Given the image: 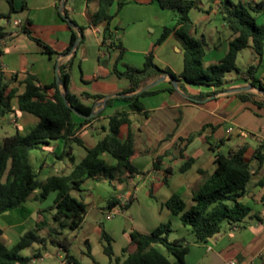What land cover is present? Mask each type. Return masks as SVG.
Returning <instances> with one entry per match:
<instances>
[{
	"label": "crops",
	"instance_id": "obj_1",
	"mask_svg": "<svg viewBox=\"0 0 264 264\" xmlns=\"http://www.w3.org/2000/svg\"><path fill=\"white\" fill-rule=\"evenodd\" d=\"M238 1L241 0L234 2ZM242 1L250 5L253 1L257 8L264 7V0ZM63 2L64 0H0V13L10 14V19L0 17V25L7 31L5 38L0 40V68L6 73L8 79L14 73L19 74L10 87H17L18 93H21L25 88L22 82L25 73L30 72L35 75L37 84L49 85L57 81V66L73 60L71 91L78 95L83 93L105 95L94 103V111L103 110L102 114L79 128L75 134L83 143L92 147L106 135L110 115L116 111L131 110L130 102L123 99L124 96L133 94L124 92L130 87L131 82L127 77L119 76L115 72V65L120 70H124L126 65L142 67L147 55L152 52L154 61L160 67L169 68L174 73L180 74L184 68V46L177 31H184V27L178 25L163 42L156 44L165 26H175L176 11L166 12V9L152 0H127L112 23L125 29L124 34H121L120 30H115V34L120 36L125 48L123 57L118 60L120 48L110 51L102 45L103 25L89 27L91 16L97 9V0H65L64 4ZM219 2L220 0H197V5L190 11L194 26L192 32L196 34L199 27L211 21L212 16L219 14ZM142 6L146 7L145 14H142ZM116 10L117 4H114L112 11ZM15 15L18 17H14ZM69 20L73 21L74 25ZM261 21L264 22V14L261 16ZM137 24L138 26L134 27ZM80 25L86 26L84 40L75 44L71 51L65 52L72 41L73 32L76 31L78 36L82 34L77 27ZM223 26L228 27L224 20ZM24 27H28L33 36L50 45L56 53L52 55L47 53L41 43L23 30ZM148 27H152L155 33L151 37H146ZM230 31L231 34L225 36L219 33L218 38L212 39L211 44L205 42L203 52L205 66L219 63L226 55L229 42L238 36V33L231 29ZM90 45L95 46L93 51L89 49ZM245 49L249 50L248 54H252L250 58L253 63L255 54L251 46L241 50L239 55ZM120 62L123 65L121 68H119ZM245 69H241L236 78L228 79L226 75V90L217 92L200 102L191 100L188 93L196 94L204 89L212 90L214 86L186 84L188 93L179 86H175L174 91H169L168 89L173 85L169 78L153 87L158 89L156 93L141 97L149 115L145 117L142 113H133L131 126L122 124L119 132L121 140L124 141L131 129L135 147L132 161L139 172L133 174L126 172L123 175L126 181L123 182L104 177H87L79 186L73 187L72 194L88 200L87 214H93L97 218L106 216L109 209L100 207L99 199H106L108 206L110 199L119 200L117 205H124L126 201L133 198L130 206L121 208L120 211L123 213L122 220L129 221L128 226L127 224L122 226L121 233L123 236L127 235L128 242L129 232L132 230L149 233L162 222H170L172 225L174 219L177 227L181 226L183 224L181 214L173 213L167 208L165 202L177 193L183 197L187 206H190L194 190L216 169L215 151L211 148L207 136H210L213 142L224 140L219 148L222 152H224L223 146L234 140L237 143L234 148L248 144L247 157L252 155L259 141H264V106H258L237 94L243 91L256 94L259 92L253 88L233 90L251 85V79L244 74ZM255 75L264 84V55ZM58 84L63 89L62 85ZM54 91L55 89L51 88L47 94L52 97ZM108 96L114 99L109 105H103L102 102ZM259 96L264 97V94L261 93ZM81 97L87 104L94 102L90 97ZM13 104L15 110L12 112L16 114L14 121L17 131L26 134L37 125L39 118L19 110L16 98ZM76 120L81 121L79 117ZM203 127H205L203 133L191 142L187 143L180 139ZM95 135L99 136L97 140H94ZM248 138L256 141V146H252L246 140ZM64 146L65 140L56 139L43 147L52 156L49 161L44 160L41 163L42 179L53 174L71 172L74 164L71 161L68 163L66 158H57ZM84 157L78 159L76 156V162ZM101 157L109 166L117 163L116 158L109 152H103ZM157 157H160V160L155 167ZM190 158L194 159L192 165L186 171H181L183 164ZM168 169L171 172H168ZM263 176L264 167L256 170L250 191L241 198L244 203L251 206L252 212L258 218H251L248 222L233 228L225 226L206 243H192L186 264H189V256L192 254L194 263L203 262V256L207 252L217 253L220 257L219 261L214 263L211 254L210 264H227L232 260H237L239 264H264V184H258ZM142 191H145L143 198L139 194ZM53 192L56 194L55 201L57 191ZM53 192L43 200L33 196L11 213L6 212L0 215V228L4 230L3 238H7L8 242L16 241L25 232L23 227L27 224L35 227L42 225V230L47 229L48 223L42 224V221L46 219L43 213L44 211L53 213L54 201L48 202ZM116 227L117 225L111 226L110 235H117ZM209 247H211L210 250ZM31 248L35 249L33 246Z\"/></svg>",
	"mask_w": 264,
	"mask_h": 264
},
{
	"label": "trees",
	"instance_id": "obj_2",
	"mask_svg": "<svg viewBox=\"0 0 264 264\" xmlns=\"http://www.w3.org/2000/svg\"><path fill=\"white\" fill-rule=\"evenodd\" d=\"M152 1H156L164 9H171L177 13L175 26H165L156 44L163 42L172 31L176 30L178 25L184 27V31H177L184 46V68L180 74L174 73L169 68H162L154 61L152 52L147 55L142 67L126 65L124 70H120L115 65V72L119 76L127 77L131 82L130 87L124 92L133 94L123 97L130 102L131 110L116 111L110 115L107 133L95 146H87L75 134L79 128L99 117L103 110L91 118L82 117L75 111L83 115H90L94 110V103L104 98L105 95L91 93L78 95L71 91L73 60L64 62L59 69L61 82L68 89L67 98L70 106L66 104L62 89L57 81L42 86L37 84L35 75L27 72L22 80L25 88L23 92L18 93V88L10 87V84L18 78L19 74L14 73L8 79L6 73L0 68V116H5L15 110L13 100L16 98L19 110L39 118L37 125L28 133L22 134L17 131L0 139V215L20 207L33 196L43 200L51 192L57 191L52 213L56 225L49 228L48 236L29 229L20 236L12 248H8L3 240L4 230L0 228V264H31L36 258L42 257V249L48 238L67 251V257L73 260L70 262L80 264L69 253L71 241L69 237L63 235V231L67 228L74 230L83 223L89 203H86L85 198L72 194L71 190L73 187L79 186L87 177H104L123 182L126 181V178L123 177L126 172H130V174L139 172L132 161L135 152L133 133L130 129L127 139L123 141L119 132L122 124L126 123L129 127L131 126L133 113H142L145 117L149 115L141 97L152 95L158 91L155 88L143 89L151 81L168 73L177 80L178 86L186 93H188L186 84L214 86L215 88L212 90L204 89L196 94L188 93L191 100L203 101L217 92L226 90L227 73L241 72V68L237 65L238 55L241 50L251 46L255 60L244 70V74L251 79V85L264 90V84L255 75L264 55V22L261 24L257 22V17L251 11L250 3L242 0L238 2L220 0L218 12L227 26L233 32L238 33V36L229 42L228 52L219 63L205 66L203 62L204 45L189 33L194 29L190 11L197 5V0ZM126 2L127 0H97V9L92 14L89 24V27L103 25L101 30L102 45L110 51L120 48L118 60L123 57L125 48L120 36L115 34V30H120V27L112 25V23ZM114 4H117L116 11H112ZM1 16L10 19V14L0 13ZM77 27L78 31L82 33L81 41H83L86 26ZM23 30L31 38L41 43L47 53L50 55L56 53L50 45L33 36L28 27H24ZM6 35L7 31L0 25V40ZM78 37V33L74 31L72 41L65 52L71 51ZM51 88L55 89L52 97L47 94ZM175 88L173 84L168 90L174 91ZM139 89L143 90L134 93ZM237 94L243 99L253 101L258 106H264V97H260L256 93L243 91ZM81 96L90 97L94 102L87 104ZM113 99L114 97L107 99V105ZM77 117L81 119L80 122H77ZM204 129L205 127L180 139L187 143L191 142L195 137L200 136ZM56 139L65 140L64 149L60 155H57V158H68L74 164L73 168L70 173L53 174L42 179L40 177L41 168L35 171L31 164V151L43 149L51 140ZM207 140L215 151L217 166L214 172L208 175L205 181L194 190L190 206H187L183 197L177 193H174L165 202L167 208L173 213L181 214L183 225L189 226L194 234L193 240L188 241L186 237L169 239L172 225L170 222H162L149 233H142L138 230L130 231L128 244L122 248L120 256H115L113 238L103 229L101 238L104 242L103 250L109 256L108 264H186L187 254L192 243H206L210 237L220 232L225 226L233 228L248 222L251 218H258L252 212L251 206L244 203L241 198L250 191L255 171L264 167V141H259L252 155L247 157L249 146L246 143L232 148L228 152H222L219 148L224 140L213 142L210 136H207ZM74 142L82 144L87 151L86 156L79 162H76V156L73 153L72 144ZM103 152L111 153L117 160L116 165H107L101 157ZM158 160L160 157L155 160V167L158 166ZM193 161V158L188 159L181 167V171H186ZM167 171L171 172L170 169ZM258 184H264V176ZM132 200L133 198H130L126 201L123 208H128ZM119 202V200L110 199L107 208L110 209ZM46 222L47 220L44 219L42 224ZM40 229L41 227L38 225L36 230ZM35 243L40 247L34 249L30 254L22 252ZM162 246L166 249L167 254L162 250ZM131 247L134 248L131 249ZM169 255H172L174 259H171Z\"/></svg>",
	"mask_w": 264,
	"mask_h": 264
},
{
	"label": "rangeland",
	"instance_id": "obj_3",
	"mask_svg": "<svg viewBox=\"0 0 264 264\" xmlns=\"http://www.w3.org/2000/svg\"><path fill=\"white\" fill-rule=\"evenodd\" d=\"M236 1V0H233ZM252 1V0H251ZM251 11L255 16L257 17V22L259 24L262 23L261 16L264 14V7L257 8L256 4L252 1L251 5ZM128 9V8H127ZM146 7L142 6V14H145ZM128 11V10H126ZM166 12L171 13V9H166ZM153 15V13H152ZM14 17H18V15H15ZM135 25L134 27H137ZM120 33L124 34L125 29L124 27L120 26ZM132 29V28H130ZM194 38L201 41V43L205 45V42L208 44H211L212 39L216 40L219 36V33L221 36L229 35L231 34L230 29L228 27L223 26V20L220 14L216 16H212L211 21L205 22L202 27H199L197 29V33L189 32ZM155 33L152 30V27H148L146 30V37H151ZM90 50H94L95 46L90 45ZM249 50L245 49L243 53H241L237 58V65L241 69H245L248 65L252 63ZM123 67L122 62L119 64V68ZM258 76H261L260 74H257ZM239 76V73L237 71H231L227 73V78H236ZM256 92H259L256 90ZM259 94H261L259 92ZM258 94V95H259ZM16 118V114L14 112H9L5 116H0V139H3L6 136L12 135L17 132L16 122L14 121ZM99 138L98 135L94 136V140H97ZM252 146H256V141L252 139H246ZM235 140L230 142L228 145L223 146L224 152H228L230 148L236 147ZM74 153L77 156L78 159H81L87 154L86 149L80 145L78 142H74ZM51 153L43 148V149H35L31 151L30 154V161L33 165L35 171H38L41 163L44 160H50L51 159ZM66 161L70 163V160L66 158ZM43 174H40V177L42 178ZM134 188V187H132ZM73 193L76 194L75 191ZM140 196L143 198L145 197V191H142L139 193ZM55 193L53 192L52 195L48 198V202L54 201ZM86 201V199H85ZM98 205L100 207H107V200L106 199H99ZM12 211L8 212L11 213ZM44 216L47 219L48 228L55 226V222L52 218V214L49 211H44ZM123 213H120L113 217L112 219H106V216L97 218L93 214H87L83 223L76 229H70L67 228L63 231V235L69 237L71 241L69 253L73 255L80 264H108L109 263V256L104 252L103 246L104 242L102 241V230L105 229L107 233H110V228L112 225H117L116 230H118V233L116 236L112 235L114 239L113 241V247L114 252L116 256H120L122 254V248L125 246L128 242L127 235H122V226L129 225V221L126 222V220H122L121 217ZM178 219V218H176ZM122 220V221H121ZM175 220V219H174ZM172 223V231L169 233V238L171 240L180 238V237H186L188 241H192L194 238V234L191 231L189 226H184L181 224V226L176 225L174 222ZM42 228V225H40ZM24 231H27L29 229H34L39 234L48 236V228L47 229H40L36 230L37 227L31 224H27L24 227ZM116 234V233H115ZM4 242L6 243L8 248H12L14 244L19 240V238L16 241L8 242L9 240L7 238H3ZM11 240V239H10ZM202 244V243H200ZM33 247L36 249L40 247L39 244L35 243ZM134 247H131L133 249ZM162 250L167 254L166 249L162 246ZM31 251H34L33 248L29 247L23 250L24 253L30 254ZM197 251V250H196ZM199 251V250H198ZM212 252H207L204 254V260L203 262L199 261V263H194V257L193 254L189 256V264H210L209 260L211 259ZM41 258H36L34 261L31 262V264H78L76 262H70V257H67V251L65 249H62L58 244L53 243L50 238L47 239V242L45 244V247L42 249ZM171 259H174L172 255H169ZM73 261V260H71Z\"/></svg>",
	"mask_w": 264,
	"mask_h": 264
},
{
	"label": "water",
	"instance_id": "obj_4",
	"mask_svg": "<svg viewBox=\"0 0 264 264\" xmlns=\"http://www.w3.org/2000/svg\"><path fill=\"white\" fill-rule=\"evenodd\" d=\"M64 2H65V0H64ZM64 2H63V4H64ZM66 18H68V17L66 16ZM69 22H70L72 25H74L73 22H72L71 20H69ZM81 38H82V34L77 38L76 43H75L76 45L79 44ZM59 69H60V66L58 65V66H57V82L60 83V84L62 85V87H63V89H62V93H63V96H64V100H65L66 104L70 106V102H69V100H68V98H67V92H68V89H67V87L61 82V79H60V76H59ZM167 78H169V79L173 82V84H174L176 87H178L177 80H176L175 78H172L168 73H166L165 75H162V76L158 77L156 80L150 82V83H149L148 85H146L143 89H150V88H153L154 86H156L157 84L161 83L162 81H164V80L167 79ZM252 88H253V89H256L257 91H259V92H261V93L264 94V90H263V89H261V88H259V87H256V86H253V85H247V86H244V87L235 88V89H233V90H234V91H240V90H247V89H252ZM143 89H141V90H143ZM141 90H140V91H141ZM140 91H139V92H140ZM117 95H122V94H117ZM110 96H112V95H110ZM110 96H108V97H106V98L104 99V101L102 102L103 105H106V104H107V99H108ZM74 111H75V110H74ZM75 113H77L78 115H80V116H82V117L91 118L92 116H94V115L97 113V111H94V110H93V112H92L90 115H83V114H81V113H79V112H77V111H75ZM86 203H88V200H86ZM212 257H213V261H214V263H216L217 261H219V258H220V257L217 255V253H213V254H212ZM221 262L223 263L224 261L222 260Z\"/></svg>",
	"mask_w": 264,
	"mask_h": 264
},
{
	"label": "built area",
	"instance_id": "obj_5",
	"mask_svg": "<svg viewBox=\"0 0 264 264\" xmlns=\"http://www.w3.org/2000/svg\"><path fill=\"white\" fill-rule=\"evenodd\" d=\"M124 205H117V206H114L112 207L111 209H109L107 211V214H106V218L107 219H111L113 218L114 216H116L117 214L120 213L121 211V208H123ZM211 249V247H209V250ZM227 264H239L237 260H232V261H229L227 262Z\"/></svg>",
	"mask_w": 264,
	"mask_h": 264
}]
</instances>
